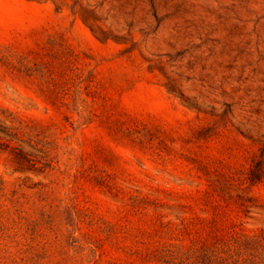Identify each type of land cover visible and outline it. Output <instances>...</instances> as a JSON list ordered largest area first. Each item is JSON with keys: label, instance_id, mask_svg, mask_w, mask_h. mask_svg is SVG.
<instances>
[{"label": "rangeland", "instance_id": "374dc122", "mask_svg": "<svg viewBox=\"0 0 264 264\" xmlns=\"http://www.w3.org/2000/svg\"><path fill=\"white\" fill-rule=\"evenodd\" d=\"M264 237V0H0V264H162Z\"/></svg>", "mask_w": 264, "mask_h": 264}, {"label": "trees", "instance_id": "16d2710c", "mask_svg": "<svg viewBox=\"0 0 264 264\" xmlns=\"http://www.w3.org/2000/svg\"><path fill=\"white\" fill-rule=\"evenodd\" d=\"M162 264H264V237L230 235L211 247L166 245Z\"/></svg>", "mask_w": 264, "mask_h": 264}]
</instances>
